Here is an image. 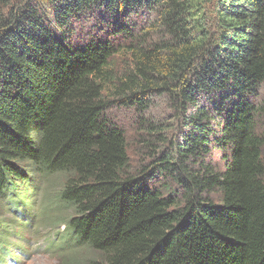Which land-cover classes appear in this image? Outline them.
<instances>
[{"label": "trees", "instance_id": "obj_1", "mask_svg": "<svg viewBox=\"0 0 264 264\" xmlns=\"http://www.w3.org/2000/svg\"><path fill=\"white\" fill-rule=\"evenodd\" d=\"M263 90L264 0H0V239L64 214L66 264H264Z\"/></svg>", "mask_w": 264, "mask_h": 264}, {"label": "rangeland", "instance_id": "obj_2", "mask_svg": "<svg viewBox=\"0 0 264 264\" xmlns=\"http://www.w3.org/2000/svg\"><path fill=\"white\" fill-rule=\"evenodd\" d=\"M205 10L209 15V19L212 18V9L210 11V4L208 5L205 3ZM150 17L151 16L147 18V16L144 15L137 18L138 28H144L147 25L146 21L150 20ZM89 26L90 25L88 24L84 28L81 27L84 30L82 29L78 31V36L76 38L77 41H81V43L84 42V37L90 30ZM152 33H155V31L148 32L146 36L148 39L154 40L156 35H152ZM120 61L121 60L115 62L116 65L114 67L116 69L122 67ZM263 94L264 90L262 91L261 96H263ZM109 103L114 106L111 100ZM110 115L113 118L112 120L115 122L116 126L121 128L125 133L127 142L130 146L129 153L132 156L131 160L133 163L134 160H136L135 157H137L139 153L138 136L140 135V132H142L143 125L136 121L138 120V117L136 118L133 114V111L131 110L116 107L110 111ZM143 117L147 119L146 121L148 122L154 121L156 124L161 126H171V129L175 126V123L172 124L170 121L172 112L169 110L166 100H164L162 97H154L152 99L151 107L149 108L147 115ZM257 120L259 121L258 127H260V125L262 127L261 123H264V118L258 117ZM214 158L215 161L218 162V165L222 164L218 155H216ZM46 185L49 186V184ZM53 187H55V185ZM46 201L48 204L50 203L48 200ZM0 215L4 220L5 218L10 219V215H8L6 212H2L1 208ZM61 219H65L64 214L61 215ZM61 219L60 222L53 225H49L48 222V224H37L34 226V229L27 228L26 231L17 232V236H12L9 238L6 243V248L13 247V251L10 253L13 256L16 264H66L67 261L71 263V259L73 260V258L78 255L76 254L78 252L62 253L59 251L60 247L52 243V240L55 236H57V233L60 234L63 231V222H61ZM17 244L18 246L16 247ZM18 253H20V256ZM87 255V252L82 254V259H84V257Z\"/></svg>", "mask_w": 264, "mask_h": 264}, {"label": "bare ground", "instance_id": "obj_3", "mask_svg": "<svg viewBox=\"0 0 264 264\" xmlns=\"http://www.w3.org/2000/svg\"><path fill=\"white\" fill-rule=\"evenodd\" d=\"M30 233V232H29Z\"/></svg>", "mask_w": 264, "mask_h": 264}]
</instances>
